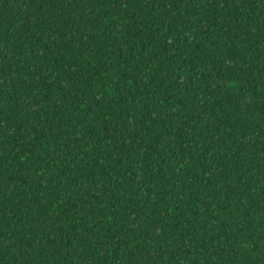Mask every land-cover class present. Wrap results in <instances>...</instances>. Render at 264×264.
I'll list each match as a JSON object with an SVG mask.
<instances>
[{"label": "trees", "instance_id": "16d2710c", "mask_svg": "<svg viewBox=\"0 0 264 264\" xmlns=\"http://www.w3.org/2000/svg\"><path fill=\"white\" fill-rule=\"evenodd\" d=\"M0 264H264V0H0Z\"/></svg>", "mask_w": 264, "mask_h": 264}]
</instances>
